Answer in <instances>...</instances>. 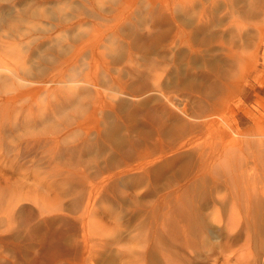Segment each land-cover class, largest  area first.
Wrapping results in <instances>:
<instances>
[{"label": "rangeland", "instance_id": "obj_1", "mask_svg": "<svg viewBox=\"0 0 264 264\" xmlns=\"http://www.w3.org/2000/svg\"><path fill=\"white\" fill-rule=\"evenodd\" d=\"M262 4L0 0V264L224 263L212 213L264 188Z\"/></svg>", "mask_w": 264, "mask_h": 264}, {"label": "bare ground", "instance_id": "obj_2", "mask_svg": "<svg viewBox=\"0 0 264 264\" xmlns=\"http://www.w3.org/2000/svg\"><path fill=\"white\" fill-rule=\"evenodd\" d=\"M262 5H264V4H262ZM234 177L235 176H233V181H234ZM237 177L238 176H236V178ZM256 178H260V177H256ZM237 179H241V177L237 178ZM237 179L235 181H237ZM217 180H219V179H217ZM228 180H229V177H228ZM230 180H231V178H230ZM242 180L245 181V179L243 177H242ZM246 180L248 181V178ZM249 180H252V181H248L247 185H245V184L243 185L244 182L241 183V185L244 186V191H241L240 187H238L239 191H237V192H236V190H238V189H236V190L234 189L235 190L234 194H232L233 198H230L229 208L224 209V211L216 209L212 213L213 219L218 224L217 226H218L219 230H218L217 236H221V234L225 230V232L229 235V238H228L229 242H232V243L240 242V245L237 248H233L231 246L224 245L223 247L220 246L221 250L220 249L214 250L215 252L213 254H210V258H215V259H219L221 256H225L224 263H222V264H264V188H263V186H262V188H259L257 186V184H258L257 180L251 179V178ZM258 180H259V182H263V180L262 181L260 179H258ZM233 181H230V183L231 182L233 183ZM238 182H240V181L238 180ZM234 183H236V182H234ZM233 188H235V187H233ZM242 190H243V188H242ZM216 199H218V198H216ZM235 199H236V201H235ZM223 200H224V198H222V201ZM200 217H201V215H200ZM228 239L225 241H228ZM137 242H139V241H137ZM198 251H200V250H198ZM139 252H141V251H139ZM139 257H141V256H139ZM162 259H164V258H162ZM151 260H153V259H151ZM146 261L147 260L145 259V257H141L139 259V261H137V264H148V263H146ZM187 261L190 262L191 264H195V258L192 259L191 256L188 258ZM172 263H175V262H171L170 259L168 258V256L165 257L163 262L162 261L160 262V264H172ZM200 263L202 264L201 261H200ZM150 264H152V263H150Z\"/></svg>", "mask_w": 264, "mask_h": 264}]
</instances>
